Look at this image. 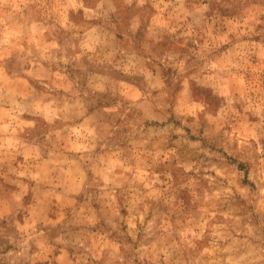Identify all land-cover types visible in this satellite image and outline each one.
Wrapping results in <instances>:
<instances>
[{
    "label": "rangeland",
    "instance_id": "1",
    "mask_svg": "<svg viewBox=\"0 0 264 264\" xmlns=\"http://www.w3.org/2000/svg\"><path fill=\"white\" fill-rule=\"evenodd\" d=\"M0 264H264V0H0Z\"/></svg>",
    "mask_w": 264,
    "mask_h": 264
}]
</instances>
